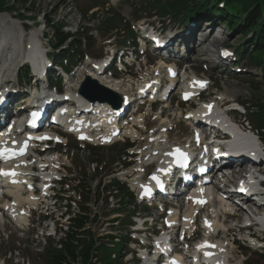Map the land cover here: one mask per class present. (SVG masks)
Returning <instances> with one entry per match:
<instances>
[{"label":"rangeland","instance_id":"rangeland-1","mask_svg":"<svg viewBox=\"0 0 264 264\" xmlns=\"http://www.w3.org/2000/svg\"><path fill=\"white\" fill-rule=\"evenodd\" d=\"M23 1L24 0H1V2H3L6 5L5 7L11 6L13 10L12 11L1 10L0 15L10 18L9 23L14 24V26L11 27V29L14 32L17 30V28L25 27L29 29L28 32H31V33L33 32V33L38 34L39 37L43 38V43L46 45L45 50L49 49L48 42H51V38L53 35L52 30L49 29L48 27L47 28L45 27V20L52 21V22L61 21L64 27V32L74 33L77 27L88 28L89 29L88 36L95 33L99 37V38L94 39L95 47H93L92 49L94 51L93 55L97 56L101 52V49H100L101 39L106 38V35L102 34V28L98 30V27H99L98 23L99 21L103 19L106 23L110 19L111 10L118 13L130 25L133 24L134 20H137L136 19L137 16H140V17L145 16V13H143V11H139V10L137 11L138 6L136 4L137 3L139 4V1L141 2V0H46V1L45 0H26L27 4L25 6L22 4ZM92 7H95V9L90 10ZM229 10L231 12L236 13V11L232 9H229ZM92 14L93 16H91ZM89 16H91L92 19H90L89 22L87 20L84 21L83 18H86ZM24 22L26 23V26L28 27L23 26ZM217 29L214 28L212 35H214L215 31L217 32ZM113 32H116V31H113ZM117 33H120V32H117ZM41 34L43 37L41 36ZM234 35H240V33L237 32L235 34H231L229 38H227V40L231 42L230 46H232V48L237 47L240 44L239 42L241 41V38L239 36H235L233 38ZM197 36L198 35L196 34V37ZM31 41L33 42V44L36 42L34 41V39L33 40L31 39ZM253 42L255 41L250 40L249 42H247V45L251 48ZM35 47H37V45H35ZM188 51L189 49L186 50V53H188ZM207 59H209L208 56H207ZM214 60H217V59L213 57L211 61L214 62ZM211 61L209 59L208 62H211ZM238 65L239 63H236V66ZM241 66H242L240 68L241 70H243V68H246L248 71L251 69V67L246 65L245 62H242ZM13 67L15 66L13 65ZM9 68L12 71V68L11 67ZM241 70H238V71H241ZM66 71L70 72V69L67 68ZM249 74L250 73L248 72H242V71L239 73H236L235 77H236L237 83L230 81L231 77H230L229 72L227 71L221 72V69L220 70L210 69L207 73H205V76L217 75L219 79L221 80L220 84L226 87V93L228 96L235 97L237 100H239L244 105H246V107H248L249 110H251L252 112H256L260 110V106L264 108V78H261V77L256 78V76H253V74L252 75L250 74L251 76H249ZM172 98H176V97L173 96ZM173 106L174 105H172L171 110L175 109L173 108ZM168 115H171V111L168 112ZM169 121L171 120L169 119ZM147 123L151 127L148 130L153 131L155 129L154 122L149 120ZM171 123H172L171 127L175 129L173 134L171 133L170 135L172 140H176L179 142V141L186 139V136L189 137L190 130L185 128V126L183 125L184 124L183 121L180 124H178V119H175V120L173 119ZM69 143L75 146L74 140L72 138H69ZM143 145L145 146L146 143L141 142L139 146H143ZM58 152H59V157L62 158V160H64L65 159L64 156L67 155L65 154V150L61 149ZM73 156L74 155H72L71 152H69L67 155L68 164H70L71 166V170L67 171V173H69L70 177H75V179H73L74 180L73 183L76 185L77 178L80 175H84L89 172L85 170L86 165L84 163L82 164V169L80 168V171L76 172L75 170H76V165L78 162L76 160L75 161L73 160ZM93 156L94 158H96V161L98 163H106L109 166L108 169L103 170V173L105 172V174L107 175L109 173H112L115 170V167H113L114 162L116 161L117 157L120 158L121 156H123V154L121 152H119V154H116V152L113 150L101 149L98 151H94ZM84 158L85 156H83V159ZM88 182H89V179L84 181V185L85 186L88 185ZM226 229L227 230L225 232L229 231L228 233L229 236H227V239L231 240L230 231L232 230V223L231 224L229 223ZM1 230H2L3 237L2 236L0 237V257L4 260V264H16L17 254L20 255L21 257H26V256L29 257V264H46L45 261L47 257H44V256L35 257L33 254L32 247L26 244L25 242L26 238H30V236H28V233H21V232L16 231L15 228H7V227L4 229L1 228ZM7 236L9 237L6 240ZM16 244L19 245L18 249H17ZM122 244H123V240H121L120 245L113 251L119 252ZM238 246L244 247L241 244H238ZM13 249H16L19 251L13 254L12 258H10L8 252L12 254ZM49 250H51L50 245H46L43 249V253L48 252ZM107 253H109V250H107ZM252 253L254 252L253 251L249 252L248 256L250 255V257H253Z\"/></svg>","mask_w":264,"mask_h":264},{"label":"bare ground","instance_id":"bare-ground-1","mask_svg":"<svg viewBox=\"0 0 264 264\" xmlns=\"http://www.w3.org/2000/svg\"><path fill=\"white\" fill-rule=\"evenodd\" d=\"M46 1V0H45ZM10 18L6 17V16H1L0 15V49H2V47L4 46H11V48H13L14 54H17V58L22 57V61L31 64L30 62H32L34 64V68H37L41 62H42V58H41V54L40 52L36 49L35 45H37V42H35L33 44V42L31 41V39L34 41H36V39L33 36H30L29 39L27 41H23L24 38H22L21 34L19 32H17V30L14 32L11 27L14 26L13 23H9ZM9 30V31H8ZM223 33L222 30H218L217 32L215 31L214 35H213V39L212 41L208 44V46L205 47H200L198 48V53L197 56H202L205 54L208 56V58L210 59V61L214 58H216L218 60L219 57V44L222 42L220 40V38L218 37V35L220 33ZM199 38V41L203 42L206 39V36L203 34H199L197 36ZM212 47L215 49L214 52H212L209 48ZM218 47V48H217ZM26 53H25V50ZM12 54L11 57L14 55ZM208 59V61H209ZM14 65V64H13ZM9 68V67H8ZM188 93V92H186ZM184 94V93H182ZM232 94V93H231ZM228 96V95H227ZM61 101V100H60ZM74 101V100H73ZM233 101V100H232ZM235 102V101H233ZM63 103V102H62ZM78 106H80V104L77 102ZM58 115V114H57ZM58 120V119H57ZM59 124H62V122L60 121ZM59 126V125H58ZM156 133L153 135H158L156 137V139H160L163 140V138L167 137V141L165 143L166 146H169L168 148H166L165 150H162L160 147L157 146V144L155 142H151V147H149L147 149V151L145 153H143L141 155V158H138L137 161V175L135 179H133L132 185L136 186L138 188V190H140V187L142 184H146V179H144V176H142L143 174V170H140V165H150V166H158L156 167V170H152L151 168V173H158L160 174V172L158 171L159 169L162 170V166L167 164V158H168V153H166L169 149L172 150V147H176L178 145L176 140H172V138L170 137L171 135V131L169 128V125L164 126V128L160 127L159 129H155ZM26 133V132H24ZM173 134V133H172ZM150 137H145V140H147ZM152 138V136H151ZM153 139V138H152ZM0 140H3V137H0ZM186 151H188V149H186ZM20 152L19 150L16 151V154ZM159 153V154H158ZM159 156V159H158ZM58 159L57 156H54ZM52 156H49L47 158V162L49 163L51 160ZM24 162V160H19L17 161V165H20ZM34 162H39L40 167L45 164V163H41V161L38 160H34ZM28 164H31L32 162H27ZM9 164H3L1 166L2 172L1 173H8L7 172V168H8ZM16 174L18 176H23L24 173L23 172H19V171H15ZM43 171H41V175L40 176H45V174L42 173ZM232 177V176H231ZM1 178L3 179L4 183L7 185L12 184V188L14 189L15 187L18 188L19 185L21 184V182H19L18 184H13L14 182L11 180V178L9 177V175H1ZM233 178V177H232ZM232 178H229V183L231 182L230 180ZM242 184H244L247 187H250L251 189H255V184H253V182L250 179H244L242 181ZM23 187L24 188H31L30 187V183L28 182H23ZM44 188V187H43ZM4 192H6L8 195H12L13 196V200H14V205L12 207V209H10V215L8 214V210H9V205L8 204H4V206H0V210H2V213L6 215V217H10L15 215L16 217H14V221H10V225L15 227L17 230L22 229V222H25L28 218V215L31 211V209L29 207H27L26 210H24L23 207H25L27 204H31L30 201V197H32V195H29L28 198L26 197H21L18 192H16V190H5ZM212 203H215L214 201H212ZM226 203L225 202H221L218 206L223 209L224 205ZM238 207V206H237ZM246 210H252L253 207H245ZM244 208V209H245ZM15 211V214H14ZM264 215V212H263ZM173 219V218H172ZM4 221V219H0V222ZM215 225H217L218 228L222 229L223 232L226 231L225 226L223 225V223H221L219 220H217L216 218V223ZM229 232V231H227ZM226 233V232H225ZM215 260H208L206 261L207 263H213Z\"/></svg>","mask_w":264,"mask_h":264},{"label":"trees","instance_id":"trees-1","mask_svg":"<svg viewBox=\"0 0 264 264\" xmlns=\"http://www.w3.org/2000/svg\"><path fill=\"white\" fill-rule=\"evenodd\" d=\"M217 2H224L229 9L237 12V16L248 17L247 19H243L244 23L241 26L235 25L234 21L224 13L221 16V21L225 23L229 30L232 29L234 31L238 27V30L243 33L241 35L244 36L243 41L246 43L250 40L260 43L252 48L255 49V52L253 56H249V59L253 60V64L256 67H260L264 71V0H154L151 6L157 9L160 15H171L174 19L178 20L177 22L183 23L189 18L207 13ZM22 4L25 6L27 4L26 0ZM5 6L0 0V11L13 10L11 6ZM46 24L53 32L54 44L52 46L54 48L69 38V35L63 34L60 28L54 26L55 24L48 21ZM71 46L74 45L71 44ZM260 123L264 126L263 118ZM65 250L68 252L72 251L70 245H67ZM60 258L61 254L55 252L51 258V264H59Z\"/></svg>","mask_w":264,"mask_h":264},{"label":"water","instance_id":"water-1","mask_svg":"<svg viewBox=\"0 0 264 264\" xmlns=\"http://www.w3.org/2000/svg\"><path fill=\"white\" fill-rule=\"evenodd\" d=\"M79 94L82 95L88 101H99L102 103L107 102L115 108H118L121 103V100L117 95L105 90L96 82L91 81L90 79H85L84 83L82 84L79 90ZM50 114H52V112Z\"/></svg>","mask_w":264,"mask_h":264},{"label":"snow or ice","instance_id":"snow-or-ice-1","mask_svg":"<svg viewBox=\"0 0 264 264\" xmlns=\"http://www.w3.org/2000/svg\"><path fill=\"white\" fill-rule=\"evenodd\" d=\"M204 85H201V87H203ZM187 98V97H186ZM83 138V137H82ZM45 139H47V138H45ZM21 154H23V153H21ZM0 175H9V173H0ZM155 179V178H154ZM207 246V245H206Z\"/></svg>","mask_w":264,"mask_h":264}]
</instances>
